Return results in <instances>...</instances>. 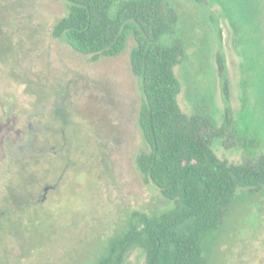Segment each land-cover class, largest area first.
<instances>
[{"label": "rangeland", "instance_id": "obj_1", "mask_svg": "<svg viewBox=\"0 0 264 264\" xmlns=\"http://www.w3.org/2000/svg\"><path fill=\"white\" fill-rule=\"evenodd\" d=\"M167 2L178 21L163 41L186 42L176 67L182 109L191 114L207 100L221 121L216 54L222 52L238 126L264 143V0ZM68 12L66 0H0V201L16 177V184L37 181L35 196L41 183L56 185L43 205L7 208V217L0 211L3 227H13L10 219L23 236L0 230V255L8 264H96L135 211L170 205L137 166L149 147L139 125L140 80L130 63L134 37L120 55L92 61L52 35ZM214 149L230 163L242 161L240 148L217 142ZM12 193L20 202L29 197L17 188ZM210 240L209 264H264V191L240 189ZM145 263L140 249L128 261Z\"/></svg>", "mask_w": 264, "mask_h": 264}, {"label": "trees", "instance_id": "obj_2", "mask_svg": "<svg viewBox=\"0 0 264 264\" xmlns=\"http://www.w3.org/2000/svg\"><path fill=\"white\" fill-rule=\"evenodd\" d=\"M66 1L69 12L55 23L52 35L92 61L120 55L134 37L130 63L140 80L139 125L149 147L138 154L137 166L170 204L162 211H135L96 264H128L137 249L144 252L145 264H209L210 239L233 211L239 190L264 191V143L238 126L225 55L216 54L225 103L221 121L207 100L189 114L179 102L182 85L176 73L186 42L163 41L178 21L167 0ZM262 25L258 22V34ZM261 85L264 105V80ZM217 142L240 148L242 161L220 158Z\"/></svg>", "mask_w": 264, "mask_h": 264}, {"label": "flooded vegetation", "instance_id": "obj_3", "mask_svg": "<svg viewBox=\"0 0 264 264\" xmlns=\"http://www.w3.org/2000/svg\"><path fill=\"white\" fill-rule=\"evenodd\" d=\"M16 181H17V177H16V180H14V183L12 182L7 187H5L4 195L0 201L1 214H3V216H6V217L8 214L7 208L12 207L13 210H14V208H18V209L22 210L23 208H25L24 203H25V205L29 204V205H34V206H37L38 204H42V205L45 204V202L48 198V193L50 192V190L56 188L55 184H50L49 182L41 183V185L43 184V192L39 193L38 196H35V194L32 192V188H33L34 184L38 183L37 181L30 179L26 182H23V184H22V182L20 184H16ZM14 188L26 191L29 194V197L27 199H25L24 202H20V201L16 200V198L14 197L15 194L12 193V189H14ZM8 220L12 224L13 227H11L10 229L3 227V223H2V221H0V230H5V234L9 233L12 230H15L16 231V233H15L16 237H18L19 239H22L23 236L20 234L19 229L16 226V224L14 222H11L10 219H8ZM21 246L23 247L24 245H21ZM24 253L25 252H23V255H24ZM4 258L7 259V255H5V256L0 255V264H8V263L4 262Z\"/></svg>", "mask_w": 264, "mask_h": 264}]
</instances>
